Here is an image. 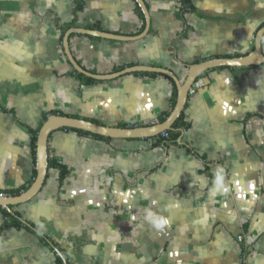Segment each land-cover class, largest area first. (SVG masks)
I'll use <instances>...</instances> for the list:
<instances>
[{
    "label": "crops",
    "instance_id": "obj_1",
    "mask_svg": "<svg viewBox=\"0 0 264 264\" xmlns=\"http://www.w3.org/2000/svg\"><path fill=\"white\" fill-rule=\"evenodd\" d=\"M0 0V192L36 176L33 131L43 114L119 126L151 125L171 110L165 75L129 73L83 83L62 39L71 27L126 36L145 19L134 0ZM145 36L116 41L72 33L69 47L97 74L160 67L183 81L189 65L253 50L264 0H144ZM264 54V35L262 37ZM78 73V72H77ZM149 73V72H146ZM176 139H117L58 129L46 179L30 200L0 207V264H264V65L202 73ZM19 191L17 194H9ZM160 220L168 223L157 227ZM237 235L243 236L238 242Z\"/></svg>",
    "mask_w": 264,
    "mask_h": 264
},
{
    "label": "water",
    "instance_id": "obj_2",
    "mask_svg": "<svg viewBox=\"0 0 264 264\" xmlns=\"http://www.w3.org/2000/svg\"><path fill=\"white\" fill-rule=\"evenodd\" d=\"M140 8L144 19L145 26L143 30L135 36H126L106 32L98 29H89L83 27L69 28L62 39V46L65 55L76 72L90 77L95 80H111L129 73L136 72H149L162 74L174 82L176 86L175 103L169 114L161 122L151 125H136V126H110L95 123L93 121L77 118L69 115L51 114L42 123L36 138V176L34 177L31 185L17 195L0 196V207L9 209L11 205L24 203L34 197L41 189L48 171V139L52 132L58 129H75L89 132L98 136L117 139H131V138H151L158 136L161 132L172 130L173 124L182 113L189 96V91L193 87L196 80L205 71L217 67H248L264 65V54L262 51V37L264 35V26L259 28L254 37L253 50L242 56L236 57H215L209 58L201 62L193 63L188 66L185 79L181 82L178 77L170 70L152 67L146 65H131L124 67L116 72L107 74L92 73L77 63L74 59L70 47L69 36L72 33H79L90 35L93 37L116 40V41H129L140 39L148 32L150 25L149 11L144 0H134Z\"/></svg>",
    "mask_w": 264,
    "mask_h": 264
},
{
    "label": "trees",
    "instance_id": "obj_3",
    "mask_svg": "<svg viewBox=\"0 0 264 264\" xmlns=\"http://www.w3.org/2000/svg\"><path fill=\"white\" fill-rule=\"evenodd\" d=\"M74 2V8H73V12L74 14L76 15L77 12L81 11L83 9V5H84V1L83 0H73ZM191 9V2L190 0H182V11H186L187 9ZM136 11L138 12L139 16L143 19V14L140 10V8L138 7V5L136 4ZM262 26H264V23H262L259 28H261ZM93 28H99L98 26H93ZM236 56H240L239 54L237 53H234V54H226V55H223V56H219V57H236ZM209 71V70H207ZM205 71V73L207 72ZM74 73L77 75V77L83 82V83H90V82H93L95 81L94 79L90 78V77H86L80 73H77L75 70H74ZM139 74H150V75H155V73H146V72H142V73H139ZM167 79H169V81L171 82L172 84V96H171V109L172 107L174 106V103H175V98H176V86L174 84V82L172 81V79H170L169 77L165 76ZM170 112V111H169ZM169 112L167 113H164L162 115L159 116V122L163 121L165 119V117L169 114ZM51 114H54V112H48V113H44L43 114V121ZM42 123L39 125V127H37L36 130L33 131V136H32V148H33V153L35 154V148H36V138H37V133L41 127ZM121 127L123 126H127L125 124H121L119 125ZM128 126H133V125H128ZM189 126V124L185 121L184 119V114L183 112L180 114L179 118L175 121V123L173 124V129L172 130H167V132L169 133L170 135V139H176L179 135V129H182V128H187ZM71 130H74V131H77V132H80V133H87V134H90V135H94V136H98V135H95V134H92V133H89V132H85V131H82V130H75V129H71ZM98 137H102V136H98ZM48 162L50 165H55L57 166V168H59V173H60V178H63L65 175H66V168L61 165L58 160L56 159H48ZM19 191H15V192H12V193H9V194H17ZM3 215L5 217V222L4 224H7V225H13V226H19L20 223L19 221L16 219V217L14 215H12L8 210L6 209H3ZM56 264H64L63 260L61 259V257H57L56 259Z\"/></svg>",
    "mask_w": 264,
    "mask_h": 264
},
{
    "label": "built area",
    "instance_id": "obj_4",
    "mask_svg": "<svg viewBox=\"0 0 264 264\" xmlns=\"http://www.w3.org/2000/svg\"><path fill=\"white\" fill-rule=\"evenodd\" d=\"M194 92V90L191 88L190 91H189V94H192ZM158 136H160L161 138H164V139H169L170 135L167 131H163L161 132ZM7 194L6 193H3V192H0V196H6ZM236 239L238 242H242L243 241V236L242 235H237L236 236Z\"/></svg>",
    "mask_w": 264,
    "mask_h": 264
},
{
    "label": "clouds",
    "instance_id": "obj_5",
    "mask_svg": "<svg viewBox=\"0 0 264 264\" xmlns=\"http://www.w3.org/2000/svg\"><path fill=\"white\" fill-rule=\"evenodd\" d=\"M167 220H160L159 223L157 224V227H162L164 224H167Z\"/></svg>",
    "mask_w": 264,
    "mask_h": 264
}]
</instances>
